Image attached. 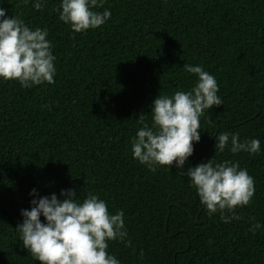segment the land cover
Returning a JSON list of instances; mask_svg holds the SVG:
<instances>
[{"label":"trees","instance_id":"trees-1","mask_svg":"<svg viewBox=\"0 0 264 264\" xmlns=\"http://www.w3.org/2000/svg\"><path fill=\"white\" fill-rule=\"evenodd\" d=\"M58 6L0 3L47 28L56 68L52 84L0 79V264H40L15 229L32 188L58 196L71 188L81 200L93 192L111 214L122 210L131 243L107 249L120 264H264V228L249 231L253 221L264 225V0H104L93 10L111 16L82 32L58 19ZM184 64L212 74L222 99L200 117L184 167L210 158L246 169L255 192L234 209L238 220L209 215L174 165L153 172L132 157L138 116L150 123L158 94L195 83ZM224 131L259 139L260 151H215Z\"/></svg>","mask_w":264,"mask_h":264},{"label":"clouds","instance_id":"clouds-1","mask_svg":"<svg viewBox=\"0 0 264 264\" xmlns=\"http://www.w3.org/2000/svg\"><path fill=\"white\" fill-rule=\"evenodd\" d=\"M31 2L39 10L45 0ZM103 3L104 0H59L58 19L73 32L97 28L111 16L107 8L93 10ZM47 37V28H32L20 17L6 15V9L0 7V79L16 80L22 88L54 83L55 56ZM183 69L195 74V83L187 91L158 94L151 102L150 123L143 113L138 116L139 127L131 137L132 157L153 172L157 166L170 169L174 165L189 178L209 215L219 212L225 223L238 220L234 209L247 205L255 192L254 179L246 169L237 162H214L210 158L184 167L193 154L194 143L200 140V117L213 106L222 105V99L217 95L216 78L201 65L184 64ZM214 138L218 152L226 148L234 154L260 151L257 138L241 140L238 133L227 131ZM29 195L30 208L20 210L22 221L15 229L33 260L40 264H120L107 249L108 241H122L126 246L131 243L122 210L111 214L97 194L89 192L81 200L71 188L61 189L59 196L54 192L39 195L32 188ZM226 210L229 215H225ZM261 228L264 225L259 221L249 225L253 234Z\"/></svg>","mask_w":264,"mask_h":264},{"label":"water","instance_id":"water-1","mask_svg":"<svg viewBox=\"0 0 264 264\" xmlns=\"http://www.w3.org/2000/svg\"><path fill=\"white\" fill-rule=\"evenodd\" d=\"M197 221V220H196Z\"/></svg>","mask_w":264,"mask_h":264}]
</instances>
